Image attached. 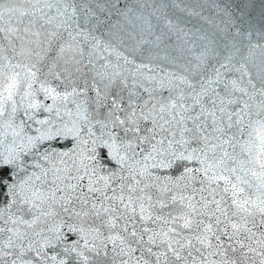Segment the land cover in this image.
I'll return each instance as SVG.
<instances>
[{
	"label": "snow or ice",
	"instance_id": "6c2138e0",
	"mask_svg": "<svg viewBox=\"0 0 264 264\" xmlns=\"http://www.w3.org/2000/svg\"><path fill=\"white\" fill-rule=\"evenodd\" d=\"M0 264H264V0H0Z\"/></svg>",
	"mask_w": 264,
	"mask_h": 264
}]
</instances>
